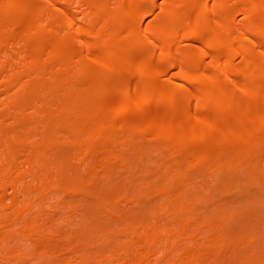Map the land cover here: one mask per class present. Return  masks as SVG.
I'll list each match as a JSON object with an SVG mask.
<instances>
[{"label": "bare ground", "instance_id": "6f19581e", "mask_svg": "<svg viewBox=\"0 0 264 264\" xmlns=\"http://www.w3.org/2000/svg\"><path fill=\"white\" fill-rule=\"evenodd\" d=\"M0 264H264V0H0Z\"/></svg>", "mask_w": 264, "mask_h": 264}]
</instances>
